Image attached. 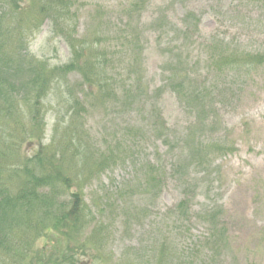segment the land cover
<instances>
[{"label": "rangeland", "instance_id": "374dc122", "mask_svg": "<svg viewBox=\"0 0 264 264\" xmlns=\"http://www.w3.org/2000/svg\"><path fill=\"white\" fill-rule=\"evenodd\" d=\"M69 1L78 17L75 35L79 37L84 29L100 35L99 44L109 55L117 84L130 77L141 79L138 89H147V104L155 103L170 143L165 146L150 133L137 142L126 133L129 126L146 124L147 107L121 113L117 106L105 104L82 111L84 129L96 152L112 151L116 160L84 189L86 208L94 224L102 226L104 247L96 262L80 260L83 264H124L136 257L147 261L152 248L164 240L175 242L176 251L187 255L183 260L189 258L193 264H264V66L226 75L218 74L210 63L215 57L211 43L224 42L230 53L264 54V0H146L142 5L137 0ZM134 4L129 29L123 34L125 12ZM191 13L199 19L197 29L193 21L185 22ZM27 51L54 67L68 58L65 44L50 38L46 23ZM171 57H180L179 67L188 72L196 88L212 90L207 95L208 116L200 117L205 119L202 125L191 112L195 105L191 109L189 103L188 107L179 103L168 89L155 93L163 87L164 63ZM129 61L131 69L126 68ZM77 80L73 76L66 83L74 97H82L86 89L77 87ZM51 92L44 104V145L56 121L62 132L69 118L64 86L56 85ZM191 132L195 143L226 149L210 152L209 165L191 168L185 179H172L171 164L183 148L179 142ZM37 146L32 141L29 154ZM128 149L130 154L123 156ZM157 158L166 169V181L160 192L146 196L135 177L141 179L144 159ZM183 199L190 200L189 220L180 224L172 209ZM210 209H218L217 222L225 233V244L218 248L203 241L207 226L200 218ZM47 243L38 241L36 249Z\"/></svg>", "mask_w": 264, "mask_h": 264}, {"label": "trees", "instance_id": "16d2710c", "mask_svg": "<svg viewBox=\"0 0 264 264\" xmlns=\"http://www.w3.org/2000/svg\"><path fill=\"white\" fill-rule=\"evenodd\" d=\"M145 1L137 0L140 5ZM135 6L125 12L123 34L129 29L128 19ZM188 20L197 29L199 19L191 13L185 22ZM77 22L69 0H0V264H83L80 257L91 262L99 260V252L104 247L103 229L94 224L86 208L84 189L93 178L114 166L116 157L109 150L102 155L96 152L84 129L82 111L103 108L105 104L117 106L121 113L134 111L138 106L141 110L147 107L146 124L135 129L129 126L126 133L134 135L137 142L150 133L165 146L170 144L155 103L147 104V89L145 92L138 89L141 79L133 81L130 77L117 84L109 68V55L99 44L100 35L93 29H84L78 37L75 35ZM45 23L50 38H59L67 48V61L56 67L38 61L27 51ZM211 44L215 57L210 63L218 74L230 75L234 71L247 72L264 66V54L230 53L224 42ZM136 50L137 57L139 47ZM179 60L180 57H171L164 63V84L155 93L168 89L179 103L187 107L190 104L191 109L195 105L191 112H195L202 125L205 119L200 117L208 116L207 95L212 90L196 88L188 72L179 67ZM132 66L129 61L126 68ZM73 76L78 79L76 86L86 89L82 97H74L67 86L66 81ZM56 85H63L64 93L68 94L65 104L69 103V118L62 132L56 121L44 145L47 113L44 104ZM133 85L137 87L135 90ZM195 140L191 132L184 142H179L183 148L171 164L172 179H185L187 175H183L189 174L191 168L197 170L209 165L210 152L221 153L226 149L218 144L195 143ZM32 141L38 146L29 154ZM23 146L26 152H22ZM167 153L172 154L173 149ZM129 154L128 149L122 155ZM140 172L141 179L137 176L135 179L143 195L152 196L161 191L167 172L158 158L154 162L144 159ZM189 208L187 199L174 206L172 214L177 223L189 220ZM218 216V209H210L200 218L207 226L203 241L215 248L225 244ZM43 239L49 243L36 249V243ZM150 254L147 261L136 257L124 264H193L189 258L183 260L187 255L176 251L175 242L160 241Z\"/></svg>", "mask_w": 264, "mask_h": 264}]
</instances>
